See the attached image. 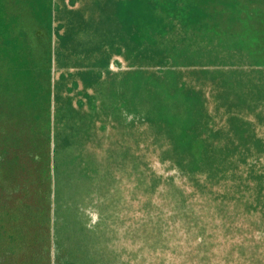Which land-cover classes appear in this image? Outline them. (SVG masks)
I'll list each match as a JSON object with an SVG mask.
<instances>
[{"label": "rangeland", "instance_id": "obj_1", "mask_svg": "<svg viewBox=\"0 0 264 264\" xmlns=\"http://www.w3.org/2000/svg\"><path fill=\"white\" fill-rule=\"evenodd\" d=\"M0 264H264V0H0Z\"/></svg>", "mask_w": 264, "mask_h": 264}]
</instances>
